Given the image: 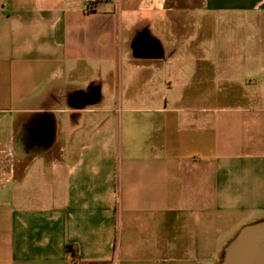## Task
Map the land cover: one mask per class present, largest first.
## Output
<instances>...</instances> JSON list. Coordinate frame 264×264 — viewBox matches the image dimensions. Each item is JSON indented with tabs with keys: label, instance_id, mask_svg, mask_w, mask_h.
Wrapping results in <instances>:
<instances>
[{
	"label": "crops",
	"instance_id": "crops-1",
	"mask_svg": "<svg viewBox=\"0 0 264 264\" xmlns=\"http://www.w3.org/2000/svg\"><path fill=\"white\" fill-rule=\"evenodd\" d=\"M260 220L264 0H0V264H220Z\"/></svg>",
	"mask_w": 264,
	"mask_h": 264
},
{
	"label": "water",
	"instance_id": "water-1",
	"mask_svg": "<svg viewBox=\"0 0 264 264\" xmlns=\"http://www.w3.org/2000/svg\"><path fill=\"white\" fill-rule=\"evenodd\" d=\"M220 264H264V220L242 227L224 248Z\"/></svg>",
	"mask_w": 264,
	"mask_h": 264
},
{
	"label": "rangeland",
	"instance_id": "rangeland-1",
	"mask_svg": "<svg viewBox=\"0 0 264 264\" xmlns=\"http://www.w3.org/2000/svg\"><path fill=\"white\" fill-rule=\"evenodd\" d=\"M191 13L193 14V13H195V11L194 12L192 11ZM144 15H151V14L150 13H144Z\"/></svg>",
	"mask_w": 264,
	"mask_h": 264
}]
</instances>
